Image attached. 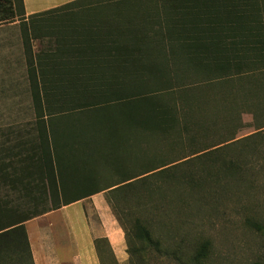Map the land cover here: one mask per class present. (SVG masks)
<instances>
[{"label": "trees", "instance_id": "obj_1", "mask_svg": "<svg viewBox=\"0 0 264 264\" xmlns=\"http://www.w3.org/2000/svg\"><path fill=\"white\" fill-rule=\"evenodd\" d=\"M4 1L0 23H23L32 118L0 129V264H34L26 221L101 192L130 224L128 264H264L164 220L264 170V0H75L28 16ZM244 114L254 132L237 137ZM93 246L118 264L106 237Z\"/></svg>", "mask_w": 264, "mask_h": 264}, {"label": "rangeland", "instance_id": "obj_2", "mask_svg": "<svg viewBox=\"0 0 264 264\" xmlns=\"http://www.w3.org/2000/svg\"><path fill=\"white\" fill-rule=\"evenodd\" d=\"M0 1L2 16L13 5ZM21 28L23 23L18 20L0 23V129L32 118L30 96L22 83L25 70ZM32 45L37 49L39 40H33ZM6 60L13 62L11 68L5 64ZM9 77L21 79L11 83ZM241 118L248 126L242 128L237 137L254 132L249 126L251 115L244 114ZM246 185L247 189L241 195H215L198 208L168 209L164 218L169 224L167 231L186 241L208 240L212 250L223 258H253L264 251V170L251 176ZM104 203L107 206L104 192H101L82 203L69 205L64 212L52 217L51 236L58 246L65 247L74 263L84 264L85 255L92 249V240L117 239L118 231L126 254L122 264H128L127 242L133 241L130 224L124 222L125 231L122 230L108 206L106 214L102 212L100 206ZM68 260L66 257L65 264H71ZM104 264L110 262L105 259Z\"/></svg>", "mask_w": 264, "mask_h": 264}, {"label": "crops", "instance_id": "obj_3", "mask_svg": "<svg viewBox=\"0 0 264 264\" xmlns=\"http://www.w3.org/2000/svg\"><path fill=\"white\" fill-rule=\"evenodd\" d=\"M72 1L75 0H23V7L25 14L28 16L34 13H39L48 9L59 7ZM84 200L75 203H82ZM68 206H63L58 210L47 212L25 222L24 226L26 229L34 264H65L66 257L69 258L68 261L71 264H78L72 261V258L68 255L65 247L58 246L56 244L55 238L51 236V231H53L51 230L53 228L51 221L52 217L64 212ZM100 208L102 212L106 214L108 209L107 206H105V203L100 206ZM108 240L117 262L122 264L126 260V254L118 231L117 239L109 238ZM91 243L92 249H90L85 255L84 264H99L97 254L93 246V240Z\"/></svg>", "mask_w": 264, "mask_h": 264}]
</instances>
